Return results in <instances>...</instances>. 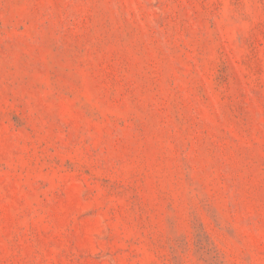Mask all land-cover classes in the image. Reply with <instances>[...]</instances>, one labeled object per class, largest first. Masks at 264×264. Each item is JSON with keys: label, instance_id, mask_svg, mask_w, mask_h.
I'll return each instance as SVG.
<instances>
[{"label": "rangeland", "instance_id": "1", "mask_svg": "<svg viewBox=\"0 0 264 264\" xmlns=\"http://www.w3.org/2000/svg\"><path fill=\"white\" fill-rule=\"evenodd\" d=\"M0 264H264V0H0Z\"/></svg>", "mask_w": 264, "mask_h": 264}]
</instances>
